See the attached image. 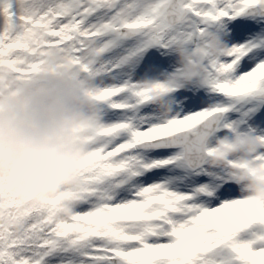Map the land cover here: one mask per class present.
I'll return each mask as SVG.
<instances>
[{
	"label": "snow or ice",
	"instance_id": "1",
	"mask_svg": "<svg viewBox=\"0 0 264 264\" xmlns=\"http://www.w3.org/2000/svg\"><path fill=\"white\" fill-rule=\"evenodd\" d=\"M210 27L223 55L162 115L135 91L163 69L146 52ZM43 72L90 80L99 121L77 185L0 224V264H264V205L207 168L196 139L227 126L264 141V0H0V93Z\"/></svg>",
	"mask_w": 264,
	"mask_h": 264
},
{
	"label": "clouds",
	"instance_id": "2",
	"mask_svg": "<svg viewBox=\"0 0 264 264\" xmlns=\"http://www.w3.org/2000/svg\"><path fill=\"white\" fill-rule=\"evenodd\" d=\"M226 42L215 28L197 42H174L171 69L144 73L133 83L144 101L162 115L172 111L174 92L201 83L205 60L214 63ZM97 88L69 72H43L28 85L0 93V190L12 206L0 209V224L18 228L25 210L57 199L61 189L74 187L86 162V137L99 121ZM222 133V134H218ZM199 159L209 169H225V179L237 185L240 198L264 205V141L246 130L225 126L196 134Z\"/></svg>",
	"mask_w": 264,
	"mask_h": 264
},
{
	"label": "rangeland",
	"instance_id": "3",
	"mask_svg": "<svg viewBox=\"0 0 264 264\" xmlns=\"http://www.w3.org/2000/svg\"><path fill=\"white\" fill-rule=\"evenodd\" d=\"M226 28L227 27H232V28H236L239 34V31L241 29V21L240 20H236L231 22V24H226L225 25ZM174 61V55L168 53L167 55H161L160 52H158L155 49H150L146 52V58L144 60V63L147 64L149 62H154L159 64L163 69H171L172 67V63ZM218 134H222V133H218Z\"/></svg>",
	"mask_w": 264,
	"mask_h": 264
}]
</instances>
